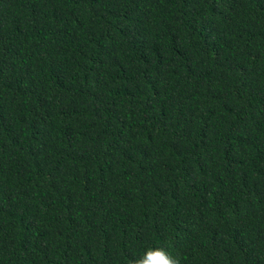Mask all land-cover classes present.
Wrapping results in <instances>:
<instances>
[{
  "label": "trees",
  "instance_id": "16d2710c",
  "mask_svg": "<svg viewBox=\"0 0 264 264\" xmlns=\"http://www.w3.org/2000/svg\"><path fill=\"white\" fill-rule=\"evenodd\" d=\"M264 264V0H0V264Z\"/></svg>",
  "mask_w": 264,
  "mask_h": 264
},
{
  "label": "clouds",
  "instance_id": "9594fccd",
  "mask_svg": "<svg viewBox=\"0 0 264 264\" xmlns=\"http://www.w3.org/2000/svg\"><path fill=\"white\" fill-rule=\"evenodd\" d=\"M130 264H182V258L164 247H148L140 255L132 257Z\"/></svg>",
  "mask_w": 264,
  "mask_h": 264
}]
</instances>
